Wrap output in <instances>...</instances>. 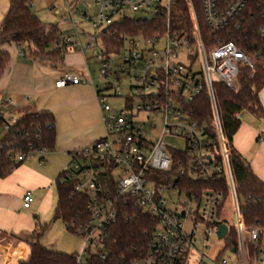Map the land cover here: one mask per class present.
Wrapping results in <instances>:
<instances>
[{
  "label": "built area",
  "instance_id": "built-area-1",
  "mask_svg": "<svg viewBox=\"0 0 264 264\" xmlns=\"http://www.w3.org/2000/svg\"><path fill=\"white\" fill-rule=\"evenodd\" d=\"M67 1L69 10L61 24L72 22L76 27L73 33L60 32L56 48L65 52L79 50L86 58L87 70L90 59L98 61L100 74L106 80L103 86L95 85L105 135L72 151L66 172V180L74 189L90 196L86 219L73 224L74 232L84 240L81 251L75 253L76 264H87L92 255L106 257L109 229L119 219L122 205L127 203L134 204L154 221L146 252L128 264H189L193 256H197L198 264H205L210 237L218 236L221 225L218 221L224 192L188 191L186 179L214 178L222 171L229 182V198L235 203L238 245L232 252L239 253V260L219 255L214 264H264L261 240L264 234L261 235L259 226L247 227L243 222L216 101V83H224L237 91L243 69H248L251 76L260 68L264 71V47L246 49L223 37L241 27L243 12L250 1L199 0L200 14L209 29L207 43L193 0H186L192 24L190 31L173 28V11L180 0ZM77 11L85 21H91L97 33L90 38L100 42L99 46L93 47L90 43L83 46L77 23L73 22ZM133 11L149 15L144 19H152L157 24L156 31L132 36L117 35L110 30ZM258 32L264 37V21ZM138 37L144 38L145 45L137 41ZM125 42L129 43L128 47L124 46ZM196 63L202 64L200 70H194ZM125 76L133 81L123 107L114 108L109 99L123 97L121 86ZM94 82L91 74L67 71L56 80V86ZM205 85L222 148L221 163L214 156L205 126L196 121L190 111ZM12 104L13 99L1 102L0 112ZM151 114L160 119V124L146 127ZM6 120L3 130L12 123ZM168 137L183 138L185 146L171 145ZM259 139H264V131ZM171 151L180 152L183 157L174 161ZM35 153L45 154L47 150L31 149L17 153L14 158L24 162ZM167 172L172 173L169 179H165ZM180 193L197 206L176 203L173 196ZM34 201L33 191L27 190L23 207L30 208Z\"/></svg>",
  "mask_w": 264,
  "mask_h": 264
},
{
  "label": "trees",
  "instance_id": "trees-1",
  "mask_svg": "<svg viewBox=\"0 0 264 264\" xmlns=\"http://www.w3.org/2000/svg\"><path fill=\"white\" fill-rule=\"evenodd\" d=\"M248 1L250 2L243 12L241 27L232 31L230 35L224 34V40H234L246 49L254 46L264 47V37L258 32V27L264 21L262 17L264 0ZM193 3L198 12L203 38L207 43L210 39L209 29L200 14V1L193 0ZM173 16L174 29L187 28L188 31L192 29L186 0L179 1L173 11ZM156 29L157 24L152 19L129 16L110 27V30L115 31L117 35L132 36L142 33L151 34ZM60 32L58 24L46 25L32 13L31 0H10L7 12L0 24V79L10 61V54L3 49L4 45L15 43L23 49L27 45L30 60L41 59L59 63L65 55L64 49L56 48ZM239 82L240 86L237 91L228 88L224 83H216L218 115L224 137L227 140L230 168L243 222L247 227L259 226L262 228L261 235H263L264 181L253 171L249 161L235 148L233 137L242 123V116H237V113L242 114L244 111H249L258 117H264V107L260 99V92L264 88V71L260 68L254 76H251L250 71L245 68L239 76ZM190 111L194 119L205 126L214 156L221 163L222 148L214 124V112L206 85L201 94L192 102ZM5 122L7 120L0 112V177L8 176L15 168L23 164L22 161L15 160L14 155L17 153L41 148L51 152L55 149L57 130L55 116L51 111L26 113L9 123L7 130H3L2 125ZM171 152L174 155V161L178 157H183L180 156V152ZM66 172L67 169L63 170L56 180L55 217L62 219L67 229L74 231L73 224L84 221L87 217L90 196L78 193L66 180ZM165 175V179H169L172 173L167 172ZM186 181L189 183L188 191L200 192L202 189H214L224 192V202L219 210L220 216L230 195V186L225 172L216 174L214 178H187ZM121 209L119 219L109 229L106 257L92 255L87 264H128L131 259L146 252L154 228L152 217L132 203L122 205ZM222 223L218 221V224ZM40 235L38 233L30 239L23 240L12 234L16 239L25 241L30 247L29 256L18 264H76L75 253L67 254L45 248L39 241ZM224 240L226 247L237 248L238 237L235 227H229Z\"/></svg>",
  "mask_w": 264,
  "mask_h": 264
},
{
  "label": "crops",
  "instance_id": "crops-1",
  "mask_svg": "<svg viewBox=\"0 0 264 264\" xmlns=\"http://www.w3.org/2000/svg\"><path fill=\"white\" fill-rule=\"evenodd\" d=\"M3 49L9 52L10 61L0 79V103L13 99L12 105L36 109L31 112L51 111L55 116L57 130L53 151H58L60 157L65 156L64 162L50 166L44 163V155L50 153L47 152L41 154L40 162L37 159L23 162L8 176L0 177V263L18 264L29 256L30 247L12 234L23 240L33 236L36 231L31 213L54 215V220L57 219V177L65 170V164L71 162L72 151L103 137L106 130L96 82L57 87L56 80L68 71L67 64L41 59L30 60L26 56L28 51L26 53V50L17 44H6ZM71 55L68 64L73 67L76 65L74 72L85 75V56L82 53ZM65 60L67 58L64 56ZM30 101H35V104L29 105ZM21 116L16 117L12 112L9 113V119L16 120ZM3 117L6 118L4 115ZM263 131L264 128L260 130L248 123H241L233 137V144L264 181V139H259ZM27 190H32L35 198L28 209L23 207V196ZM35 217L37 216L34 214L33 218Z\"/></svg>",
  "mask_w": 264,
  "mask_h": 264
},
{
  "label": "rangeland",
  "instance_id": "rangeland-1",
  "mask_svg": "<svg viewBox=\"0 0 264 264\" xmlns=\"http://www.w3.org/2000/svg\"><path fill=\"white\" fill-rule=\"evenodd\" d=\"M10 0H0V24L2 23L4 16L7 12ZM68 1L67 0H31V11L33 14L38 16L41 21L46 24H58L61 31L65 33H73L75 31V25L71 23L61 24L62 17L68 12ZM130 17L135 18H142L144 19L146 16L149 15L144 14L142 12H128ZM73 22L77 23V29L80 32L81 42L84 47H86L89 43L93 47L99 46L98 41H94L90 38V35H95L97 32L94 29L91 21H85L83 16L81 15L80 11H77L73 15ZM84 32L88 33V35H84ZM77 34H74V37H77ZM137 41L140 42L141 45L144 44V38L138 37ZM16 45L15 43H13ZM125 47L129 46L128 42L124 43ZM26 53L28 51V46L26 45L25 48ZM77 53H81L79 50L67 51L65 52V57L67 60L59 61L57 64H67L68 71H74L77 69L76 65H69L70 63L68 59L72 58L71 54L77 55ZM28 56V55H27ZM72 60V59H71ZM74 62L76 60L73 59ZM65 62V63H64ZM194 70H200L202 68V64L196 63L193 66ZM83 71H85V76H89L91 74L92 78L96 82V84H100L103 86L106 83V80L100 74V64L98 61L94 59H90L89 61V70H87L86 63L83 66ZM133 81V78L129 76H125L122 79V96L123 97H111L109 99V103L114 108H122L124 105V97L127 96L129 91V85ZM260 99L262 105L264 107V88L260 92ZM35 101H30L29 105H34ZM19 105V104H18ZM35 107V106H34ZM24 107H20L17 105H9L8 108L2 109L3 115L6 119H9V113L12 112L14 116L24 115L31 111H36L34 108L26 109ZM242 123H248L253 127L259 128L263 130L264 128V117H258L252 114L249 111H244L241 114ZM10 122H13V119H9ZM152 123L160 124V119L151 114L150 118L146 122V127H149ZM167 141L173 145L183 148L185 146V141L183 138L180 137H168ZM45 160L44 163L48 165H58L64 162L65 156L60 157L58 151H53L44 155ZM41 154L35 153L31 155L28 159L24 161L29 162L33 159H37L40 162ZM70 165L69 162L65 164V169ZM173 200L178 202H188L189 205L197 206L195 201H190L184 193L176 194L173 196ZM170 201V200H169ZM170 204V203H169ZM173 205V204H171ZM235 203L232 197L228 198L225 205L223 206L221 215L219 216V221L226 223L230 228L235 226ZM37 217L33 218V215ZM31 217L35 223V231L33 235H37L38 233L41 234L39 237L40 243L47 249L51 251H58L67 254L78 253L81 251L83 246L84 240L83 238L78 235L76 232L67 229L65 224L63 223L62 219L57 218L54 220V215H41L39 212L31 213ZM262 245L264 247V235L262 236ZM206 255L208 259L205 260V264H214V261L219 257H226L229 260H239V253L232 252L231 247H226V242L224 239H220L217 235H213L210 237L208 242V249L206 250ZM22 261V260H20ZM1 264V263H0ZM189 264H198L197 263V256H193Z\"/></svg>",
  "mask_w": 264,
  "mask_h": 264
},
{
  "label": "water",
  "instance_id": "water-1",
  "mask_svg": "<svg viewBox=\"0 0 264 264\" xmlns=\"http://www.w3.org/2000/svg\"><path fill=\"white\" fill-rule=\"evenodd\" d=\"M106 30V29H105ZM228 231V225L226 223H222L217 231L218 237L223 239Z\"/></svg>",
  "mask_w": 264,
  "mask_h": 264
}]
</instances>
